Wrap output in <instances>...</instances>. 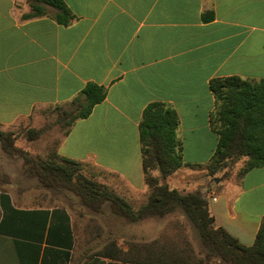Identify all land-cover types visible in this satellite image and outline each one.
Returning <instances> with one entry per match:
<instances>
[{
  "label": "crops",
  "instance_id": "obj_1",
  "mask_svg": "<svg viewBox=\"0 0 264 264\" xmlns=\"http://www.w3.org/2000/svg\"><path fill=\"white\" fill-rule=\"evenodd\" d=\"M30 1L0 0V128H40L50 110L83 98L87 83L102 86L103 100L55 148L137 209L150 193L139 123L150 103L165 104L178 116L183 163L160 182L200 192L214 225L251 245L264 219V165L239 177L208 173L219 140L210 82L264 81V0H64L73 15L67 24L48 5L24 17ZM32 144L17 142L43 157L46 147ZM52 195L0 148V264H174L187 261L188 243L197 264H221L182 218L127 222L108 205L95 213ZM159 237L164 250L134 246L133 260L95 252L108 243L127 252Z\"/></svg>",
  "mask_w": 264,
  "mask_h": 264
},
{
  "label": "trees",
  "instance_id": "obj_2",
  "mask_svg": "<svg viewBox=\"0 0 264 264\" xmlns=\"http://www.w3.org/2000/svg\"><path fill=\"white\" fill-rule=\"evenodd\" d=\"M30 5L31 12L24 14V17L40 15L43 6L48 5L56 10L54 17L60 24H67L73 18L64 0H31ZM212 16V11L204 15L207 20ZM210 89L216 101L211 118L219 134L217 148L209 164L211 171L220 168L222 161L233 155L244 158L241 174L264 165V81H250L238 76L217 77L211 80ZM81 95L83 98H76L72 102L76 108L71 113L67 128L77 118L86 117L92 107L103 100L105 89L89 82L82 89ZM177 125L176 112L165 104L150 103L143 112L139 123V139L142 168L150 193L146 202L137 209L107 185L84 176L81 173L83 164L59 155L55 147L43 157L35 158L28 151L15 147L11 135L1 130L0 145L7 153H18L23 159L24 173L35 177L40 185L53 188L67 184L65 186L68 189L70 186V190L75 191L83 204L94 212H100L103 203H107L112 213L128 222H137L180 209L196 227L207 254L226 264H264V219L253 243L244 245L224 228L214 225L207 200L200 192L183 193L160 182V179L175 172L183 163L180 142L176 136ZM43 131L44 128H29L28 139L37 138ZM152 170L158 171V177L151 175ZM156 245L158 249H165L159 237L152 244L132 242L127 252H123L115 243H108L96 253L133 260L134 246L147 250ZM181 249L187 250V261L184 258V261L174 264L202 262V258L197 257L189 243L188 248Z\"/></svg>",
  "mask_w": 264,
  "mask_h": 264
},
{
  "label": "rangeland",
  "instance_id": "obj_3",
  "mask_svg": "<svg viewBox=\"0 0 264 264\" xmlns=\"http://www.w3.org/2000/svg\"><path fill=\"white\" fill-rule=\"evenodd\" d=\"M76 108L75 104H70V105H65L62 106L60 108H53L52 110L49 111L48 114H46V119L44 121V124L40 127V128H44V131L35 139L33 140H29L28 136H27V130L29 128H24L22 130L18 131H10V130H3L0 128L1 131L5 132V133H9L12 137V141L15 145V147L20 148L19 146H17V142L21 143V144H26V143H32L35 144L36 147H46V151L44 152V155L49 151H53V148L56 146V141L57 139L60 137L61 133L65 132L66 128H67V124L68 121L70 120V116L72 115L71 113L73 112V110ZM67 112V113H65ZM34 129H38V128H34ZM49 131L53 134L47 135L49 133ZM33 144L31 146H33ZM1 148V145H0ZM22 149V148H20ZM1 150L10 157H18L20 159H22V157L18 154V153H7L5 152L2 148ZM27 151V150H26ZM28 153L32 156V157H41L40 155L34 154L33 152L28 151ZM244 161L243 157H237V156H228L226 159H224V161H222V163L220 164V168H215L214 171H211V168H209V166L207 167L208 173L210 175H215L217 173L222 174V177H230V176H241V168H242V163ZM22 166H23V159H22ZM156 170V169H155ZM152 170L151 171V175L152 176H156L158 177V171ZM81 173L84 176L87 177H91L95 180L97 176V174L94 171H91V168L89 166L86 165H82L81 168ZM5 177L8 178V176L5 174ZM33 177V176H31ZM161 180V179H160ZM98 181V180H97ZM67 185V184H65ZM62 186V187H45L46 188V192L51 196H55L57 199L54 200L55 203L61 202V200H65V197H67L69 200L74 201L76 203V205H80V206H84L86 207L82 202V200L80 199V196L78 194H76L75 191L70 190L71 187L66 186ZM106 185V184H105ZM58 188V189H57ZM149 192H150V188H149ZM181 192V191H180ZM185 193V192H183ZM53 199H51L52 201ZM146 202V201H145ZM144 202V203H145ZM107 203H103L102 208H104L105 206H107ZM142 205V204H141ZM109 206V205H108ZM140 207V206H139ZM87 208V207H86ZM89 209V208H88ZM178 211V213H177ZM180 212V213H179ZM97 213V212H95ZM183 216V217H182ZM155 217V216H153ZM162 218H173V222H181V218L184 221L190 222L188 220V218L186 217V215L184 214V212L180 209H176L170 213H167L164 216H161ZM158 217V218H161ZM160 220V219H159ZM127 221V220H126ZM172 222V220H170ZM128 222V221H127ZM95 241V245H96ZM99 243H101V240H99ZM107 245V244H105ZM102 248V246H100V244L98 246H96L95 252L100 251V249ZM221 264H226L225 262L221 261Z\"/></svg>",
  "mask_w": 264,
  "mask_h": 264
}]
</instances>
